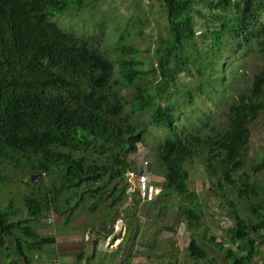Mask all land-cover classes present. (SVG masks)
I'll return each instance as SVG.
<instances>
[{"label":"trees","instance_id":"1","mask_svg":"<svg viewBox=\"0 0 264 264\" xmlns=\"http://www.w3.org/2000/svg\"><path fill=\"white\" fill-rule=\"evenodd\" d=\"M91 1L95 2L0 0V184H7L13 175L22 176L25 183L27 173L42 174L52 181L48 195L37 190L33 196H24L28 212L24 220H15V214H7L0 205V242L13 236L26 238L27 249L19 240L17 250L29 260L28 251L41 252L54 244L53 238H41L30 221L40 222L44 214L54 213L67 222L85 195L95 199L90 212L107 199L111 211L123 206L128 199L126 176L140 172L130 156L153 125L170 131L153 154V169L150 164L152 174L164 179L158 201L165 198L173 207L176 204L189 234H195L192 236L200 234L203 227L208 230L203 222L205 211L197 207L200 200L189 190L186 169V165L202 160L207 179L220 192L222 209L234 220L229 234L237 251L226 247V236H220L219 243L216 237H208V231L203 238L231 264L255 263L264 248V242L258 245L257 241L264 238V185L256 180L264 170V156L252 164L248 159L251 127L264 111V67L231 100L222 96L225 88L219 91L216 102L224 112L222 120L215 119L216 111L210 108L193 115V124L180 130L173 102L166 106L157 98L175 75H190L187 61L196 64L191 55L197 53L194 15L210 23L201 38L209 41L210 47L213 41V50L225 48L226 39L236 53L240 43L246 46L264 37V0H163L173 40L158 60L161 79L157 93L138 84L145 75L137 68L139 61L111 60L95 48L96 33L85 37L54 21L56 15L88 7ZM199 5L206 7L205 13L196 9ZM183 48L189 57L181 53ZM130 52L133 48L122 54ZM173 54L176 58L171 66ZM216 64L208 72L209 79L215 84L217 77L216 86L221 88L227 76L235 78V72L216 73ZM116 71L121 78L116 84L132 91L130 100L112 85ZM179 91L189 107L192 93L186 88ZM127 102L131 112L125 110ZM137 110L151 111L142 126L136 119ZM134 203H138L135 198ZM246 207L256 219L241 213ZM136 220L134 214L132 227L137 229ZM189 253L194 261L210 258L195 239Z\"/></svg>","mask_w":264,"mask_h":264},{"label":"rangeland","instance_id":"2","mask_svg":"<svg viewBox=\"0 0 264 264\" xmlns=\"http://www.w3.org/2000/svg\"><path fill=\"white\" fill-rule=\"evenodd\" d=\"M91 2L92 4L88 7H83L82 9L76 8L71 12L56 15L54 21L61 27L72 29L78 35H85V37H87L90 33H96L98 39L97 42L94 43L95 48L111 60L117 62L122 57L139 61L140 64L137 68L141 72H144L145 75L138 81V84L140 86H146L150 91L157 93V90L160 88L159 81L161 79L158 60L159 57L163 55V52H167L173 40L168 27V18L163 6V0H95V2ZM196 9L204 13L206 12V7L203 5H199ZM215 12H218V10H215ZM219 13L221 12L219 11ZM193 20L197 30L196 37L194 38L197 53H192L191 55L196 59V64L192 65L185 60L187 61L186 65L189 67L190 75L183 72L177 73L178 75H175L174 81L166 87L165 93L159 95L157 98L158 102H161L162 105H165L166 102L167 106L169 101L173 102L172 107L177 108L176 116L178 117L175 116V121L181 125L180 130L182 128H188L189 125L193 124V115H197L203 110L209 111L210 108L216 111L215 119H224V112L216 102L219 98L217 95L219 91L225 88L227 93L223 90L224 93L222 96H226L225 98L229 97V100H231L232 96L235 95L238 90L250 85L256 73L264 67V37L253 40L246 46H241L240 43L238 49H236V53H233V46L230 41H226V39L224 40L225 48L217 47L213 50V41L210 47V42L201 38V33L206 31L205 27L210 25V23H205L198 15H194ZM262 20L264 21V14ZM209 47L211 56L208 57L207 51ZM119 48L121 51L118 50ZM127 48H133L134 52L122 54V51ZM181 50L183 55L189 57L188 53L184 51L187 49L183 48ZM175 58V54H173L170 62L171 66L175 64ZM219 60H221L220 65L218 64ZM204 62L207 63V65ZM214 64H216V73L224 71L229 73L233 70L235 72V78L227 76L226 82L221 83V88L217 87V77L215 78V84H213L208 74ZM153 69L155 70L153 71ZM199 71H201V73H199ZM120 80V75L118 71H116L112 81L114 89H121V86L116 84V82ZM185 88L193 95V100L189 102V107H187L188 103L185 98L179 97L181 94L179 89ZM121 93L126 100L131 99L132 91L130 89L122 88ZM125 110L131 112L132 106L129 102L126 103ZM150 115L151 111L137 110L136 119L139 122V126L148 122ZM215 119L213 118V120ZM251 130L248 159V163L250 164L258 161L259 158L264 156V111L260 114L256 122L253 123ZM169 135L170 131L167 128L150 125L145 133L143 141L137 144V152L130 156L135 162V167L137 169L142 170V167L145 166L146 170L151 174L150 177L145 178V181L148 183H155L153 187L154 195L150 199L152 202L151 205L154 208H151L152 206L149 205V201H146L147 198L143 197V194H139V189L142 185L140 176H136L137 174L134 173V177H131L130 175L132 173H128L127 175H129V177L127 182H124V185L130 184L133 190L135 187L138 188V191L135 193L130 194L127 192V194L138 201L137 205H142L140 216L146 214L144 224L146 223L147 238L145 242L147 244L159 245V248L162 250L158 249V251H166L168 244H180L182 246L180 249L178 248L175 250V248L172 247L171 256L177 254L176 257L179 263L186 264L184 262L187 250L186 245L190 244L192 238H194L192 235L195 234H190L189 236L190 230L186 227L183 216H181L176 209V204H174L173 207V204L165 198L158 201V196L163 190L161 185L164 179L162 175L154 176L150 171V164L153 169L151 163L153 154L157 153L159 146ZM186 169L189 171L190 175L189 190L194 192L196 198L200 200L198 201L197 207L205 211L203 222L209 227L208 230L203 227L198 231L200 234H197L196 241L213 255V257H210L211 259H225V255L213 248V246L210 247L207 240L203 237L205 236L204 234H208L209 231L208 237L212 235L216 237L219 243L222 242L220 234L224 227L222 224L223 220L226 221L224 227L226 229L230 228V223L234 225V220L229 215L228 210L222 209L220 204V192L217 187L207 179L203 161L195 160V163L186 165ZM20 173H23V170H21ZM7 175L11 176V173ZM27 175L29 178L24 179L25 183L22 182V176L18 178L13 175L11 181L7 184H0L1 208L7 214L12 215L14 213L15 220H24L28 216L24 204V196H33L34 192L36 193L37 190L48 195L52 187V181H49L47 177L42 174L31 175L27 173ZM256 180L259 184L264 185V170L258 173ZM36 184H38V186ZM129 190L130 187L128 191ZM107 201L109 200L107 199L105 202ZM94 202L95 199H92L89 195H85L84 199H81V203L76 206L75 213L65 224L63 223L65 222L64 217H58V215L50 213L44 215L43 221L36 222L32 220L29 225L37 227L38 230L39 226L43 224H47L48 226L49 224V228L60 230L62 227H66L67 223H70L68 226L73 229L82 224L83 212L89 215L91 214L89 210ZM98 210H101V205ZM241 211L246 218L249 216L252 219H256V217H253L249 207ZM138 212L139 211L133 212L132 214L136 215ZM106 214L107 211L104 210L103 214L98 217L105 218ZM61 219L63 222L60 221ZM139 221L140 219L137 218V222ZM138 230L139 228H137V231ZM210 230H212L211 233ZM262 235L264 237V230L262 231ZM230 236V234L227 236V240L224 243L226 247H231L233 251H237V245L231 243ZM128 238L129 234L125 239L128 241ZM19 240H21L26 250V238L24 237L20 239L17 236H13L5 242H0V264H23V262L19 261L20 256L17 250ZM140 241L143 243L144 239L142 238ZM257 241L259 245L264 242V238L257 239ZM134 245L135 241L131 245L132 248ZM261 250L262 248H260L258 259L264 262V251ZM154 253H157V250L153 251V254ZM188 253L189 249L187 250V254ZM27 254L31 264H40L42 262V260L37 258V260H34V256L37 255L43 258L42 252L28 251ZM141 254L144 255V252ZM89 261L91 264L102 262L101 258H97V261L89 258ZM72 262L73 261L63 259L58 264H73ZM203 263H206V261H203ZM122 264L126 263L124 262ZM213 264H219V261H215ZM226 264L229 263L227 262Z\"/></svg>","mask_w":264,"mask_h":264},{"label":"crops","instance_id":"3","mask_svg":"<svg viewBox=\"0 0 264 264\" xmlns=\"http://www.w3.org/2000/svg\"><path fill=\"white\" fill-rule=\"evenodd\" d=\"M129 187L130 190L128 193L130 194L138 191L137 187H135L134 190L131 185H129ZM150 199L149 202H151ZM109 204L110 200L101 205V210L90 212V215L83 212L82 224L73 229L68 226L70 223H67L66 227H62L60 230L49 228V224L48 226L47 224L39 226L37 230L38 235L41 238H53L54 244L46 246L44 250L41 251L43 258L37 255L34 256V260H42L40 264H58L63 259L73 261V264H91L89 258H92L94 261H97V258H101L102 262L98 264H122L124 262L126 264H180L176 257L177 254L171 256L172 247H174L175 250L178 248L180 249L182 248L180 244H168L166 251H158V249H161L159 245L147 244L145 242L147 238L146 223L144 224L146 214L140 216L142 205L140 204L139 206V204H135L132 196H128L126 203L117 210L111 211L108 207ZM151 208L154 207L152 206ZM104 210L107 211L105 218L98 217L103 214ZM137 211L139 212L136 214V217L140 219L139 222H137V220L135 222L137 226L139 225V227H137L139 228L138 231L136 228L132 227L134 223L132 221L134 214L132 213ZM44 215L41 221L44 220ZM60 221L63 222L62 219ZM63 223L65 224L66 221ZM128 234L129 240L127 241L125 237ZM142 238L144 239L143 243L140 241ZM134 241L135 245L132 248L131 245ZM188 247L189 246L186 245L187 250L189 249ZM201 247L208 252L210 257H213L207 249L202 245ZM155 250H157V253L153 254ZM187 250L184 260L186 264H213L215 261H219V264H226L227 262L231 264L227 258L215 260L209 258L194 261L189 258L190 255L189 253L187 254ZM142 252H144V255L141 254ZM19 261L23 262V264L31 263L30 260L22 258L21 256ZM203 261H206V263H203ZM252 264H264V262L259 261L257 258L255 263Z\"/></svg>","mask_w":264,"mask_h":264},{"label":"built area","instance_id":"4","mask_svg":"<svg viewBox=\"0 0 264 264\" xmlns=\"http://www.w3.org/2000/svg\"><path fill=\"white\" fill-rule=\"evenodd\" d=\"M133 176V175H132ZM148 177V173H147V171L146 170H143V173L141 174V176H140V178L142 179V180H140V182H142V185L140 186V189H139V193L142 195L143 194V197H145V198H147V199H149V198H151L153 195H154V189L149 185V183L148 182H146L145 181V178H147ZM148 188V189H147ZM222 224L224 225V227H225V225H226V221L225 220H223V222H222ZM223 227V231H221V234H220V236H228L229 235V229L231 230V229H233V227H234V225H232L231 223H230V228H224ZM227 230V231H226Z\"/></svg>","mask_w":264,"mask_h":264},{"label":"clouds","instance_id":"5","mask_svg":"<svg viewBox=\"0 0 264 264\" xmlns=\"http://www.w3.org/2000/svg\"><path fill=\"white\" fill-rule=\"evenodd\" d=\"M149 165V164H148ZM148 168V167H147ZM139 170V169H138ZM143 170H146V167L145 166H143L142 167V170H140V172L139 173H136V172H131L132 174L130 175L131 177H134V173H136L137 175L136 176H141V174L143 173ZM147 171V173H148V177H150L151 176V174H150V172L148 171V170H146ZM130 174V173H129ZM133 175V176H132ZM129 176V175H128ZM152 184L153 183H151V182H149V185L151 186V187H154V186H152ZM140 194V193H139ZM150 199V198H149ZM149 199H147L146 201H149ZM56 215V214H55ZM235 226V225H234ZM203 249V248H202ZM190 254V253H189Z\"/></svg>","mask_w":264,"mask_h":264},{"label":"flooded vegetation","instance_id":"6","mask_svg":"<svg viewBox=\"0 0 264 264\" xmlns=\"http://www.w3.org/2000/svg\"><path fill=\"white\" fill-rule=\"evenodd\" d=\"M192 239H195V240H196V236H194V238H192ZM190 243H191V242H190ZM187 246H190V244L187 245ZM198 246H201L200 243H198ZM188 248H189V247H188ZM189 255H190V254H189ZM189 258L192 259L191 255L189 256ZM192 260H193V259H192Z\"/></svg>","mask_w":264,"mask_h":264},{"label":"water","instance_id":"7","mask_svg":"<svg viewBox=\"0 0 264 264\" xmlns=\"http://www.w3.org/2000/svg\"><path fill=\"white\" fill-rule=\"evenodd\" d=\"M128 177H129V176L127 175V176H126V180H125V182H127ZM129 185H130V184H129Z\"/></svg>","mask_w":264,"mask_h":264}]
</instances>
